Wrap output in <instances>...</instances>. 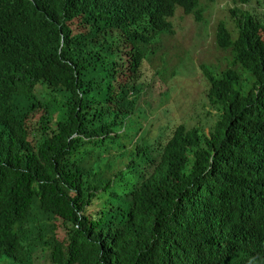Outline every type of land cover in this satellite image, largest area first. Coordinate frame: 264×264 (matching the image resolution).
Instances as JSON below:
<instances>
[{"label": "trees", "instance_id": "1", "mask_svg": "<svg viewBox=\"0 0 264 264\" xmlns=\"http://www.w3.org/2000/svg\"><path fill=\"white\" fill-rule=\"evenodd\" d=\"M180 10L203 21L201 0H0V264H264V22L217 27L214 123L153 137L145 71Z\"/></svg>", "mask_w": 264, "mask_h": 264}, {"label": "rangeland", "instance_id": "2", "mask_svg": "<svg viewBox=\"0 0 264 264\" xmlns=\"http://www.w3.org/2000/svg\"><path fill=\"white\" fill-rule=\"evenodd\" d=\"M259 1L201 0L202 22L180 10L176 18V34L165 40L163 46L166 49L163 48L150 61L145 71L146 92L141 108L146 119L143 124L152 131L153 137H157L161 127L171 136L182 124L208 127L214 123L217 112L204 96L206 85L202 81L200 66L220 67L225 64V55L216 46L219 23H227L229 29L236 33L238 19L248 11L264 22V8ZM184 61L187 62L186 67L181 66ZM59 232L64 239V229ZM40 257V263L50 264L43 254Z\"/></svg>", "mask_w": 264, "mask_h": 264}, {"label": "clouds", "instance_id": "3", "mask_svg": "<svg viewBox=\"0 0 264 264\" xmlns=\"http://www.w3.org/2000/svg\"><path fill=\"white\" fill-rule=\"evenodd\" d=\"M262 0H260L259 2H261ZM217 33V32H216ZM183 125V124H182ZM184 125H186V124H184ZM188 126V125H187ZM179 127V126H178ZM188 127H190V126H188ZM192 128V127H191Z\"/></svg>", "mask_w": 264, "mask_h": 264}]
</instances>
